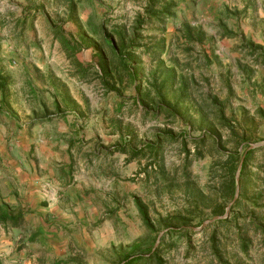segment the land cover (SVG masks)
Returning a JSON list of instances; mask_svg holds the SVG:
<instances>
[{"label": "rangeland", "instance_id": "374dc122", "mask_svg": "<svg viewBox=\"0 0 264 264\" xmlns=\"http://www.w3.org/2000/svg\"><path fill=\"white\" fill-rule=\"evenodd\" d=\"M72 1L0 0V263L264 264V145L215 219L225 153L264 143V0Z\"/></svg>", "mask_w": 264, "mask_h": 264}, {"label": "trees", "instance_id": "16d2710c", "mask_svg": "<svg viewBox=\"0 0 264 264\" xmlns=\"http://www.w3.org/2000/svg\"><path fill=\"white\" fill-rule=\"evenodd\" d=\"M69 1H70L69 4H72V5L70 6L71 15L68 14V16H70L72 18L75 15V6H74V3L72 0H69ZM166 11L168 12L167 9H166ZM53 33L55 34L54 35L55 40H57L60 36V42L63 46V49L65 51H67V53L68 52L72 53V54H70V53L68 54L69 57H72V55L78 51V47L76 46L77 43H75V41L72 40L71 36H68L70 42L67 39H65L67 37V35L61 28L59 30H57V27L54 26L53 27ZM65 35H66V37H65ZM121 40H122V38H121ZM104 43L106 44V46H108L109 48H111L114 51V54L117 57L123 58V55L121 54V52L116 51L118 49L113 44V41L111 40V38L108 39L105 37ZM121 45H122V48L124 49L125 46H124L123 42L121 43ZM102 57L105 58L104 55ZM105 64L106 63H104L101 66L103 69H105L104 68ZM4 85H5V83L1 79L0 80V90L4 89ZM217 142H218V140H217ZM239 145H244L242 152H239L238 149H236L232 152L225 153L226 154V160L224 161V163H222L223 167H225L224 170H226L227 181L224 183V185L226 184L225 185L226 186L225 187V195H224V206L219 209L220 214H221L220 216H223V214L225 213L224 212L225 205L227 203H229L230 201H232L234 198V195L236 192V182H235L236 174L238 173V176H239V186H242L244 174L247 171L249 164L251 163L252 158L254 157V155L256 154V151H257L256 149H249L250 145L247 144L246 142H244V140H241ZM260 199H261V197H259V199H257V200H260ZM239 200H240L239 198H238V200L236 199V201L234 202V205L231 206L229 217L232 216V212L235 210V208L238 205H240ZM136 208H137L142 220L145 222V224L149 225L146 207L143 206L140 203V201L137 200L136 201ZM22 220H23V215H21L19 212H17L15 214L8 204L4 203L3 201H0V225L1 226L5 227V228H7V227L17 228ZM228 220H227V218H224V219H218L216 222L226 223ZM260 227H261V230H260ZM257 229L261 231V233L264 237V226L257 225ZM212 240H213L212 247L214 249L213 254L217 258V261L219 262V264H230L228 260L225 261L223 255L217 250L218 246L216 245L217 243H214V241H215L214 237ZM263 244H264V238H263ZM248 247H249V245L246 241H241V248H242V251L244 253L247 252ZM147 260L150 261V263L151 262H157L158 264L162 263V261L160 259H157L155 252H152V254L150 255V257L148 259L143 255H135V256L130 255L128 257H124L122 264H147V262H146Z\"/></svg>", "mask_w": 264, "mask_h": 264}, {"label": "water", "instance_id": "95a60500", "mask_svg": "<svg viewBox=\"0 0 264 264\" xmlns=\"http://www.w3.org/2000/svg\"><path fill=\"white\" fill-rule=\"evenodd\" d=\"M264 143L262 144H255V145H250L249 149H256L258 147H261L263 146ZM235 182H236V192H235V195H234V198L232 200V202L226 207V210H225V213L222 217H216L215 219H222V218H226L229 214V210L231 208V206L234 204V202L236 201L237 197H238V188H239V176H238V173L236 174V177H235ZM210 221L208 222H205L203 224V226H205L207 223H209Z\"/></svg>", "mask_w": 264, "mask_h": 264}, {"label": "crops", "instance_id": "0c3cea01", "mask_svg": "<svg viewBox=\"0 0 264 264\" xmlns=\"http://www.w3.org/2000/svg\"><path fill=\"white\" fill-rule=\"evenodd\" d=\"M36 188V187H35ZM35 190V189H34ZM35 192V194H38V190L33 191ZM31 193V192H30ZM36 196V195H35ZM41 208H43V210H41ZM31 211H33V213L39 217L40 220H45L46 216L45 214L48 212L52 213V211L50 209H47V207H40L39 205H35L33 208H31Z\"/></svg>", "mask_w": 264, "mask_h": 264}]
</instances>
